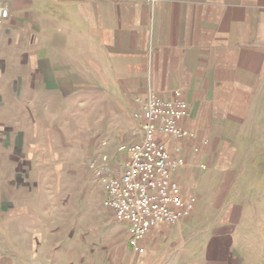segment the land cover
<instances>
[{
	"label": "crops",
	"instance_id": "1",
	"mask_svg": "<svg viewBox=\"0 0 264 264\" xmlns=\"http://www.w3.org/2000/svg\"><path fill=\"white\" fill-rule=\"evenodd\" d=\"M1 8L8 16L0 17V211L14 207L6 189L7 168L16 160L9 152L40 149L36 136L44 134L30 117L18 123L11 104L31 103L33 118L44 127L53 104L75 95L85 97L80 102L87 112L109 117L99 128L111 134L107 142L119 151L142 135L136 97L151 89L171 98L181 90L189 103L183 125L197 139L169 144L172 150L182 145L187 162L177 177L190 193L204 196L206 188L209 196L225 189L218 182L210 190L205 182L222 180L241 165L237 153L264 87V0H0ZM235 177H229L227 196ZM246 210L236 201L226 208L231 228ZM161 227L142 241L148 251L144 264H156L155 253L164 248L162 242L154 247L164 236ZM170 230L165 237H172L175 252ZM168 260L162 255L160 264ZM184 262L178 255L173 264Z\"/></svg>",
	"mask_w": 264,
	"mask_h": 264
},
{
	"label": "rangeland",
	"instance_id": "2",
	"mask_svg": "<svg viewBox=\"0 0 264 264\" xmlns=\"http://www.w3.org/2000/svg\"><path fill=\"white\" fill-rule=\"evenodd\" d=\"M258 95L252 103L246 139L237 153L241 165L229 169L222 180L204 181L210 190L218 182L224 190L209 196L205 187L204 196L195 192L197 209L188 219L192 235L187 220L180 228L178 224L159 226L164 236L154 247L162 242L164 248L155 253L156 264L162 255L165 261L170 256L168 264L178 255L184 264H264V87ZM80 98L85 97L75 95L53 104L54 112L44 120V127L33 118L31 103L11 104L18 123L30 117L31 123L37 121L35 130L44 134L36 136L40 149L9 152V158L16 160H10L7 168L6 189L15 213L11 208L7 214L0 211V264H144L147 249L142 242L145 252L138 254L129 245L128 224L115 220L105 207V183L98 174L104 154L118 168L125 153L117 150L119 145L108 143L113 137L99 128L109 123V117L97 110L87 112ZM136 130L138 134V126ZM247 172L251 174L248 181ZM232 176L238 180L233 194L227 196ZM235 201L247 212L234 230L225 212ZM170 229L175 233V252L170 247L172 237L169 241L165 237ZM38 245L39 249L34 247Z\"/></svg>",
	"mask_w": 264,
	"mask_h": 264
},
{
	"label": "built area",
	"instance_id": "3",
	"mask_svg": "<svg viewBox=\"0 0 264 264\" xmlns=\"http://www.w3.org/2000/svg\"><path fill=\"white\" fill-rule=\"evenodd\" d=\"M7 16L8 10L1 8V19ZM135 104L141 137L119 148L125 157L118 168L109 164V156L104 154L98 174L103 175L105 183V207L113 212L115 220L128 224V243L141 254V243L153 228L180 224L197 209V195L187 192L177 177L187 163L183 147L177 144L172 150L169 145L173 140H195L197 135L183 125L189 103L181 90L164 98L150 89L145 96L136 97ZM195 151L199 152V147ZM201 167L205 169L206 165Z\"/></svg>",
	"mask_w": 264,
	"mask_h": 264
}]
</instances>
